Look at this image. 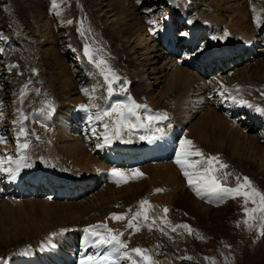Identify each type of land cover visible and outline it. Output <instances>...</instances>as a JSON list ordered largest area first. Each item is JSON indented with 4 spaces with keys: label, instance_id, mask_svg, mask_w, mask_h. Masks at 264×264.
Here are the masks:
<instances>
[{
    "label": "bare ground",
    "instance_id": "obj_1",
    "mask_svg": "<svg viewBox=\"0 0 264 264\" xmlns=\"http://www.w3.org/2000/svg\"><path fill=\"white\" fill-rule=\"evenodd\" d=\"M101 1V6L104 8V0ZM167 1L168 0H165L166 3ZM169 1L170 4L167 3L169 9L163 12L161 11L159 17H157L158 14L155 13L153 15H146V17L143 16L138 9L139 3L137 0H110L109 4H106L110 10L107 9L105 11H116V15H118L116 20L118 23L114 25L117 26L128 24V18L133 16L132 12L135 13L134 18H137V21H134L135 23L133 22L131 25L116 31L118 36L121 34V36L123 35V38L126 39L125 47L127 53H129L128 57L133 61L132 71L130 69L129 73L137 71V78L139 79L137 84L139 85L140 92L138 94L130 92V94L136 102L140 99L139 101L141 103L147 105L146 109H141L143 116L145 115L144 112L152 115L167 114L168 120L153 125V130L155 127H161L166 134L162 138L150 143L148 140L141 141L140 136L143 134V131L141 130L140 132L138 129H135L130 135L125 133L121 139H113L111 143L103 147L96 146L97 151L95 150L96 152L92 153L93 150H88L85 143L88 142L87 131L82 128L88 124L81 125V122L88 118L89 115V113L86 115L87 112H84L79 107L82 104L89 103V99L82 89H87L91 92L93 87H97V91L94 94L96 98L95 102L100 104L101 107H106L107 104L115 100H126L127 97L113 95L106 104L105 101L101 99V87H99L100 84L98 78L95 77V72L85 68L83 74L86 75L80 76V82L85 80V84L83 83L81 85L77 84L73 78H70L72 73L68 66H61V69L56 67L59 69L58 74H56L58 75L56 84L60 86L61 92L63 93L65 107L62 110H55L51 113L52 115L46 112L47 110H43L42 115L46 116L49 114L50 118H38V123L36 125L31 124V115H29L28 122L23 123L29 134L26 137H20L19 143H22L24 140H30V146L24 153L28 158L26 162L30 164V167L21 168L18 173L21 175L17 176L16 174L14 179L7 173L0 172V176H9V179H12V181L14 180L17 186H20V184L22 186V182L19 178L22 180L27 179L33 186H36L30 188L31 194L35 195L37 191H48L49 194L52 193L55 198L59 197L62 200L51 201L49 200V196L47 197L45 195L47 199L42 202L36 200L35 196L30 197L29 200L31 201L27 204H29L31 209L28 210L27 214H21L13 209L16 208L20 210L24 202L18 198L16 199L15 197L4 194L0 184V201L2 200L0 206L4 210V212L0 213V242L4 240L7 241L8 236H10L11 239L18 236V234H16L17 230L28 231L24 233L26 237H23L24 241L28 242L31 240V236L35 237V233L40 231L42 234L39 240L36 242L30 241L32 242L30 245L33 246L32 249L40 250V257L36 259L37 264H56L58 261L46 256L44 254L45 250L49 253L58 254L59 258L62 260L68 259L66 264H79V260L81 259L80 255H74L75 258H71L70 255H73L72 252H70L71 250H80L78 252L80 254L83 252V248H85L84 253H87V255L93 251H105L104 249L97 248L88 250L89 248L87 249L85 247L86 233L83 230L89 225L104 223L102 221L109 218V214H125V212H123L124 206H128L127 212L133 211L135 213V209L139 207L136 203V196L141 194H145L146 200L149 202L147 208L150 210H157L163 216L161 225H163L162 229L165 230H167L164 228L165 225L172 224L175 221L182 222V219H180L181 213L185 214L184 220L189 219L190 221L191 219H196L197 221L202 220L204 222L206 220L208 222L212 217L218 219V217L224 216L225 214V216H229L230 222L232 218H234L238 206L236 203L229 202L230 198H225L223 201L207 196L201 198L192 190H186L187 192L185 193L182 191V195L177 196L176 191L180 188L181 183L186 184L187 181L185 180L187 179L181 177L183 173L179 166L175 164L174 160L165 163L164 166L161 167L158 180L150 181L149 174L152 175L153 172L157 171V168H160L158 167L159 164H154L153 161H158L159 156L161 157L160 159L166 157L170 152V148H172V150L176 149L181 139L191 140L193 144L201 150V144L206 142L210 143L214 153L210 154L202 151L205 153L206 157L208 155L218 156L222 162L228 165L227 169H223L221 172L217 173V175H222L223 172L231 174L229 177L233 179L229 178V182L228 180L222 181L226 186H229V183H235L234 179L235 176H237L236 172L242 174V171H239L237 166L233 165V160L237 162V165L239 162H242L243 172L250 169L252 164L258 176L253 186L258 188L261 192H264V146L258 144L254 136H247L241 130L246 128V131L249 132V129L259 123L260 118L264 119V115L256 112L254 108H248L240 103H234L232 100H224L219 95V91L222 90L221 85H223L237 97V101L246 100L254 106L264 107V95H262V93H264V60L260 59V62L259 57L261 56L257 53L255 59L252 57L254 59V65L251 66L249 62V59H251L250 56L254 54L253 44L259 41V38L251 33V29L256 27L253 22L252 8H256L262 22H264V0H197L196 3L184 5L186 7L185 11H180V9L177 8V4H180V2L176 0ZM127 4L133 6L131 10L125 9ZM55 5L56 7H53L55 18L58 20H65L66 22L69 17L68 13L70 9L64 4L61 5V2H56ZM102 7L101 9L104 11L105 9ZM118 7L123 10L119 12ZM154 7L157 8V6ZM163 7H165V5ZM173 14L179 15L180 22L187 21L188 24L187 26L184 25L182 28L183 32L181 31V39H179V37L175 38L174 36ZM150 20L155 21V23L149 24L148 21ZM176 22L177 18L175 19V23ZM182 24L184 23L182 22ZM155 26H159L162 29H158V33H155L153 31ZM176 30H178V28H176ZM261 30V34L264 35V26H262ZM225 31L229 33L227 37H224ZM4 34L5 33H2L0 28V59H2L0 63L7 61L6 64H9L11 61H9L8 54L5 53L4 47V45L8 43V39L6 34ZM213 37H224L223 40L225 41V45L223 48H220L221 51H219V53L215 52V49L219 47L214 44ZM158 40L159 42H164V50L160 46L158 47ZM197 41H199L198 48L194 49L193 46L197 44ZM260 42L263 41L261 40ZM74 47L72 41L67 45V49H75ZM158 49L160 51H158ZM255 50L257 52H261L260 50L263 51L264 44L263 48H255ZM182 51H184L183 56L181 58L177 57V54ZM48 60L51 61V59ZM243 62L245 63V67L240 73V76L237 74V76L235 75L236 77L229 78L231 72L229 74L224 72L232 63L239 65V63L241 64ZM235 65H233V67ZM16 68L17 67H11V71H8L6 77L12 86L18 82V76L14 73ZM251 68L254 71L249 72ZM216 71H218V73L211 77V73H215ZM59 86L57 88H59ZM237 88H239L238 92L236 91ZM17 92H20V90L17 89ZM13 95H15L16 99L15 91ZM72 96H74L73 99L71 98ZM1 104L2 102L0 105ZM223 105L227 112L221 110ZM11 106L14 120H12L10 126L12 134L14 135L15 142H13L16 144L15 148L17 149L18 141L16 133L19 131L20 125L14 123V121L18 119L21 111L25 113L27 104L23 106L21 101L17 102V100H15ZM90 112L95 115L96 109H90ZM138 114L140 115L139 111ZM192 114H194V124L191 125L192 121L189 116ZM83 115H85V117H83ZM247 117L250 118L251 121L248 119L244 123L242 119H246ZM182 120L187 121L186 123H189V125L186 126V123H180ZM2 122L3 120L1 121L0 119V126L3 124ZM48 122L52 124L50 127L52 133L45 138V144L35 139L37 133L40 131L41 133L43 132L42 135L48 133L49 130L42 127L40 128V124H43L46 128ZM92 122L93 126L97 125L95 129L100 130L97 134L104 131L103 121L94 120ZM246 123L247 125H245ZM260 124L263 125L264 123L260 122ZM90 128L88 130H90L89 136L91 137L93 134L91 131L92 128ZM145 134L149 135V131H146ZM39 137L41 136L39 135ZM127 140H131V142L126 143L125 141ZM102 143L103 138L99 144ZM225 149L227 151L229 150V158H231L229 163L223 158L225 156L223 155ZM19 155H21V152L17 153L15 159H17ZM149 158H151L153 165L150 164L148 167L139 166L137 169L144 170L142 171V173H144V178L139 180L135 179L133 182L140 185L141 180L147 181L145 188H143L142 185L138 187L140 190H136L131 188L132 186L128 183V186L125 188L126 190L124 192H119L121 187L113 188V186H109V183H116L109 175V171L112 168L118 167V164L113 166L109 164V160L113 159L116 160V162H121L125 167V165H134L140 163V161L144 163L145 160L149 161ZM0 159H4V157L0 155ZM190 159L196 160L199 159V157H190ZM3 166L8 167L9 165L5 163ZM128 171L129 170H125L124 172L127 173ZM44 172L49 177L46 187L42 186L45 178L43 176ZM91 174H98L101 176V186H98L96 182L93 184L91 182L86 183L81 179ZM62 176L71 179H64ZM91 185H93V188H90ZM53 187H55V189ZM99 187H102L100 188V194L93 193ZM156 189H162V193L156 194L158 193ZM90 190H92V192L80 201L72 200L70 202H64V198L69 200L71 196L72 199H76L78 197H74V194L76 195L77 193V196L79 194L83 195L87 194ZM24 199L25 198L22 200ZM233 201H239V209L242 208V197H237ZM82 202H85V205H82ZM132 206L136 207L133 209ZM165 208L169 210L166 214V218L164 213ZM221 209L225 210L221 212ZM35 210L41 211V213H44V215L46 214L47 217L52 216L55 218H51L53 220L51 224L49 220L30 224V220L25 219L27 218L26 216L38 217L43 215L37 213ZM23 212L26 213V211ZM7 214L13 216L15 224L5 216ZM24 215V220L18 219ZM239 216L242 215L239 214ZM58 217L62 218V220L58 219ZM111 220L107 219L108 222L104 224H107L109 228L119 233L121 229H123L122 224L120 225L121 221ZM222 220H224V218ZM10 222L15 225L13 228H9V226L3 227L4 224L9 225ZM256 223L257 225L259 224L258 221H256ZM141 224L143 225L142 222ZM189 226L191 227V225ZM143 227H140V229L143 230ZM195 227H197V225ZM195 227L193 229H195ZM244 228L248 227L244 226L243 229ZM78 229L82 230L81 232L83 233L81 234L80 232V234H77L76 238L72 240L68 246L63 248L60 247L64 244L66 237H71V232L73 233V230ZM182 229L183 228H177L176 233H179ZM229 229L232 230L233 227H229ZM259 229L260 227L256 226L253 234L260 231ZM46 233H49L50 238L45 236L47 235ZM52 235L59 236L58 238H53ZM179 236H181L180 239L182 240L188 237L184 232L179 234ZM262 239H264V236ZM187 242L189 241L187 240ZM191 242L193 243V241ZM8 243L5 246L6 248L9 246ZM41 244L45 248H35V245ZM25 251L26 250H23L17 256H22L24 261L29 255L34 256L39 253V251H35L36 253H34L33 250H30L23 254ZM262 255L264 256V252ZM15 256L16 255H14V257ZM133 258L136 259L135 257ZM8 261L14 263L15 258L13 260L9 258L6 261L4 258L0 263L6 264ZM258 262H260L258 264H264V257ZM120 264H130V262L121 261ZM157 264H159V262Z\"/></svg>",
    "mask_w": 264,
    "mask_h": 264
},
{
    "label": "rangeland",
    "instance_id": "obj_2",
    "mask_svg": "<svg viewBox=\"0 0 264 264\" xmlns=\"http://www.w3.org/2000/svg\"><path fill=\"white\" fill-rule=\"evenodd\" d=\"M176 1L180 2V4H177V8H179L180 10H184L186 8L184 5H188V3L197 2V0H176ZM56 2H61V5L64 4L65 6L68 7V9H70L68 13L69 17L66 22L65 20H58L55 18V15L53 12V0H0V28L2 30V33H5L8 39V43L4 45V47H5V53L8 54L9 61H11L10 62L11 65L10 63L6 64L7 61H4V63H0V92H1L0 103L2 102L1 105L3 106L2 107L0 105V119L1 121L3 120L2 122L3 124H1L0 126V136L5 137V141H6L4 143H0V147H1L0 155H2L4 158L6 156H12L13 159H15L17 153L21 152L18 149V147L17 149L15 148L16 144L14 143L15 142L14 137H13L14 135L12 134V131H11L12 129L10 126L12 124V120H14V117L12 115L13 111H12L11 105L13 104V101L15 100H17V102L21 101V95H20L21 92H17V89L21 90L25 85H27L25 89V98L23 102L21 103L23 104V106H26L27 104L25 108L26 111L24 114L28 117V119L23 121V123H27L29 120V115H31L30 116V119L32 121L31 124L36 125L38 123V118H41V119H44V117L50 118L49 114H51L55 110H62L65 107V100L63 99V93L61 92L60 86L56 84L57 77H58V75L56 74H58V71H59V69L56 67H59L61 69V66H68L69 70L72 73L70 78H73V80L76 81L77 84H81V85L83 83L85 84V80L80 82V79H81L80 76L86 75L83 73H84V69L87 68L88 70L95 72L96 74L95 77L98 78L99 84L100 85L102 84L103 78L100 75L99 69H96L94 65L90 63L88 59L83 55V46L85 43H88L94 50L100 49L101 51L97 53L96 58L99 59L100 57H103V59L107 61L111 69L115 71V73L118 76L122 78L120 83L114 85V89H115L114 94H113L114 96H119V97L126 96L127 97L128 95H131L130 92L132 93L135 92L137 94L140 92L139 85L137 84L139 82V79L137 78V71L129 73V70L132 68L133 61L131 60L130 57H128L129 53H127V49L125 47L126 39L123 38V35L121 36L120 34L118 36L116 33L118 29L125 28L126 26L131 25L134 21L135 22L137 21V18H134L135 13L132 12L133 16L128 18L129 20V23L127 22L128 24L117 26V25H114L115 23H118L116 20V18L118 17V15H116V11L113 10L112 12H109V11L105 12L107 9L110 10V8L107 7L110 0H104V3H105L104 8L101 6L102 4L101 0H55V4ZM141 2L142 0L139 1V4ZM151 2H152V6H157L156 8L157 12L155 13V14H158L157 17L161 15V11L163 12L164 10L169 9V5L165 2V0H157V1L148 0V3H151ZM164 5L165 7H163ZM101 7L105 10L103 11ZM132 7L133 6L131 4H127L125 6V9L131 10ZM118 10L119 12H121V10L123 9L118 7ZM133 11H134V8H133ZM68 21H72V23H68ZM182 22L184 24H182ZM184 25L185 26L188 25L187 21L180 22V17L177 18V22L174 25L175 38L179 37V39H181L182 32H183L182 28L184 27ZM178 26H180V28L176 30ZM261 28H258L256 26L255 28L251 29V33L255 35L257 33L261 34L262 33ZM81 31H83L84 33L83 35H81ZM178 32L180 35L177 34ZM70 41L74 43L75 49H67V45L69 44ZM198 43L199 41H197V44L193 46L194 49L198 48ZM254 44H253L254 54L250 56L251 59H249L251 66L254 65L253 64L254 59L256 58L255 48H263V45H261L260 41H258L255 44V46ZM160 45L165 47L164 42H160ZM158 51L160 50L158 49ZM260 51L261 52H258V54L261 56L259 57V60L260 59L264 60V50L263 51L260 50ZM183 53L184 51L179 52L177 54V57L181 58L183 56ZM252 57H254V59ZM48 59H51V61ZM9 65L10 66L13 65L14 67H17L14 73H16L18 76L17 77L18 82L14 84L13 86L8 82V78H6L8 71H11L8 68ZM233 65L235 64L232 63L230 67H227L228 69L224 71L226 74H229L231 72V75H229V78H234L237 76V74L238 76H240V73L245 67L244 62L241 64L239 63V65H235V67H233ZM252 71L254 70L251 68L249 72H252ZM216 74L217 72L216 73L212 72L211 77L215 76ZM64 78H67V77H64ZM124 79H126L129 82L128 84L123 85L124 87L128 89L126 93H122L120 91V87ZM58 86L59 88H57ZM37 89H39V94H37ZM14 91L16 92V99H15V95H13ZM100 93H101V97H107V92H106L105 87H101ZM71 98L73 99L74 96H72ZM109 98L107 99V102L109 101ZM139 100L137 101L138 104L146 105L144 103H141ZM48 105H51V107H49ZM221 108H220L221 110L227 112V110H225L224 105ZM141 109L138 110L140 113L141 120L142 119L145 120V117L152 115L150 113L144 112L145 115L143 116ZM43 110L45 111L47 110L46 112H48L49 114H47L46 116H43L42 115ZM191 113H188V114H191ZM87 114L88 112L86 113V115ZM193 115L194 114L189 116L190 120L192 121L191 125L194 124ZM83 117H85V115H83ZM105 119L107 120V118ZM248 119L250 120V118L248 117L242 120H244V123H245V121H247ZM186 122L187 121H183V120L180 121V123H183V124H185ZM260 122L264 123V119L260 118L259 123L257 125H254L251 128L252 130L249 129L250 130L249 132L246 131V128L241 129V130L247 136L249 135L254 136L256 141H258V144H261L264 146V126H263L264 124L261 125ZM247 123L245 125H247ZM48 124L46 125L47 126L46 128L43 124H40V128L42 127L49 131L45 135H42L43 132L41 133V131L38 132L35 140L42 141L46 144L45 138L50 136V134L52 133L50 129L52 124H49V125ZM84 124H88L83 127L81 126L87 131V141L88 142H85L87 149L93 150L92 153H95L97 151L96 146L97 144H99V142H101L102 136L100 137V139H97V136L99 134L91 135L90 137L89 136L90 130L88 129L91 126H93V122L91 124V122L88 121V118H86L81 122V125H84ZM188 125L189 123H186V126ZM93 127L96 128L97 125ZM138 130L140 132L141 130L143 131V134H142L143 136L146 135L145 129L138 128ZM99 131L100 130L97 129L96 133H98ZM39 135L41 137H39ZM24 141H22V143ZM27 141L30 143V140H27ZM141 141H144V140H141ZM201 145H202V150L204 152L210 153V154L214 153L213 149L210 146V143L206 142ZM211 149L213 152L211 151ZM228 151L225 149L223 153V155H225L223 158L225 159L227 163L231 161V158H229L230 156H229ZM160 158L161 157L159 156L158 161L157 160L153 161L154 164H159L158 167L160 168H157L156 169L157 171L154 170L155 172H153L152 175L149 174L150 181L158 180L160 176L159 173H161L160 172L161 167L164 166L165 163L172 162L173 160H175V149L172 150V148H170L169 154L162 159ZM153 163H152L151 158H149V161L145 160L144 163H141L140 161V163H137L134 165L131 164L129 166L125 165L124 167L123 166L124 164H121V162H116V160H113V159L109 160V164H111L112 166L118 164L117 168L122 169L123 171L137 169L139 166L148 167L150 164L153 165ZM233 165L234 166L236 165L237 169L239 171H242V174H238L239 172H236L237 176L241 177V182H242L243 176H247L252 181L253 185L255 184V180L258 179V176L255 171V167H253L252 164H251L250 169H248L246 172H243L244 169L242 167V162H239L237 165V162L233 160ZM142 171L144 170H140V172ZM129 172L130 171H128L126 174L131 176L132 173L131 172L129 173ZM20 175L21 174H17V176H20ZM237 176H235V179H234L235 183L234 184L229 183V187H235ZM1 177H3V175L0 176V180L2 179V181L7 185V187L10 190H12L10 193V196L14 195L13 185H12L11 179H9V176H5L3 178ZM181 177L185 178L184 175H181ZM63 178L71 179V178H65V177ZM142 178H144V175L137 178L136 180H139ZM229 178L233 179L232 177H228L227 179L228 182H229ZM81 179L85 181L86 183L91 182L93 184L96 182L98 183V186L102 185V178L98 174L87 175L86 177L81 178ZM134 180L135 179H129L127 183H121L119 185L113 182V183H109V186H113V188L121 187L119 192L121 191L124 192L126 190L125 189L126 186H128V183H130V185L132 186L131 188L136 189V190H140L138 189V187H141L142 185H143V188H145V186L147 185V181L141 180V184L138 185V184L133 183ZM28 186H29V182L27 180V182H25V185H24V187H26L24 188V190H26ZM90 188H93V185H91ZM100 188L102 187H99L93 193L100 194L101 192ZM179 189L176 191L177 196L182 195V191L185 193L187 191L192 190L188 186V182H186V184L181 183ZM92 190H90L87 194L80 195L76 199H72V198H70L69 200L65 199L64 202L65 201L70 202L72 200L80 201L81 199L87 197L89 193L92 192ZM159 193H162V192L160 191L156 194H159ZM44 195H46L47 197L48 196L52 197L51 194L48 195L47 193H44ZM46 196L37 195L35 198L36 200L43 202L45 199H47ZM74 197H77V193L76 195L74 194ZM15 198L17 199L18 196ZM136 198H137L136 203L139 205V207L135 209V211L137 212L141 210L139 202L141 200H146V196L145 194H141V195L136 196ZM29 199L30 197H25L24 200L20 199L21 201L24 202V204L22 205L23 207L20 210L16 208H14L13 210L15 211L17 210L21 214H27L28 210L31 209L29 204H27L29 201H31ZM235 199H232V198L229 199V202L238 204L236 213L234 214V218H232L230 222H229V216L227 217L225 216V214L224 216L218 217L219 220L216 219L215 217H212L208 220V222L207 220L204 222L202 220L197 221L196 219H191L190 221L189 219L184 220L185 214L181 213L182 215L180 214V219H182L181 220L182 222L175 221L172 224L165 225L164 228L167 229L165 230V229H162L163 225L161 224H162L163 216L160 214V212H158L157 210L148 209L149 219L145 221L141 217L138 219V221H136L139 229L140 227L144 226L143 227L144 229L143 230L140 229L139 232H136L134 229L127 228V221L128 219H131L134 212L133 211L127 212L128 206L123 205L124 206L123 212H125L126 214V219H125V222L121 221L120 223V225L122 224V227H123V229H121L120 231V232H123V236L121 237V239L128 244V250H131L132 248H136V247L148 249L149 250L148 254L152 256L153 260L156 261V264L158 262L159 264H258L260 263L258 261H260L264 257L262 255V253L264 252V242H263L264 239H262V237L264 236V229H261L260 227L259 229L260 231H257V233H255L256 235L253 234L255 227L253 228L252 231H249L248 228L243 229V227L246 226L245 224H243V221L247 218L245 216L244 211H242V208L244 205H242V208L239 209L240 202L233 201ZM55 200H62V199L57 197L55 198ZM1 203H2V200L0 201V204ZM82 205H85V202H82ZM247 206L254 207V205H252L251 203H249ZM135 207L136 206H132L133 209ZM223 210L221 209V212ZM23 211H26V213ZM35 211L39 214L44 215V213H41V211H37V210ZM2 212H4V210L0 206V213ZM239 214L242 216H239ZM43 215L38 216V217L28 215L26 216L27 218H25V215H24L18 219L19 220H24V218L29 219L30 224L40 223L43 221L46 222L47 220H49L51 224V221H53L51 218H55L52 216L47 217L46 214L44 216ZM5 216L8 219L12 220V222L15 224V219L13 218L12 215L10 216V214L9 215L7 214ZM108 217L109 218L107 219L111 220L110 218L111 214H109ZM223 218L224 220H222ZM58 219L62 220V218H59V217ZM107 219L103 220L102 222L104 223L108 222ZM154 219L156 220H155V223L153 224L152 221ZM192 221L194 224L192 223ZM12 222H10L9 225L4 224L3 227L9 226V228H13L15 225H13ZM141 222L143 223V225L141 224ZM183 222L187 225H191L192 229L197 225V227L193 229L192 234H189L185 229H182V231H180L179 233H176L177 231L173 232L171 230V227L184 224ZM250 222L253 223L254 225H257L256 221H250ZM238 223L240 225L239 227L237 226ZM36 226H39V225H36ZM150 226H151V230H149ZM229 227H233V229L230 230ZM81 231L82 230L80 229L73 230V233L71 232L72 236L66 237L64 244L61 245L60 247L63 248L65 246H68L69 243L72 240H74L77 234H80ZM26 232L28 231L27 230L25 231L17 230L16 234H18V236H16L13 239H11L10 236H8L7 241L4 240L0 242V262L2 259L4 260V258H5V261L8 260L9 258L10 260H13L15 258L14 263H12L11 261H8L6 264H18V263L24 264L25 262H26L25 264H37L36 259L40 257V250H34L32 249L33 246H30V245L32 242L38 241L42 233L40 231L36 232L35 237L34 236L30 237L31 239L30 241L32 242L30 241L27 242V241H24V238H23V237H26V234H24ZM183 232L188 235L187 239L186 238L183 240L180 239L181 236H179V234ZM82 233L83 232H81V234ZM119 233H117V231L115 230L113 232V234H119ZM46 234L47 235L45 236L49 237V233H46ZM52 236L53 238H58L59 235L58 236L52 235ZM187 240L189 242H187ZM191 241H193V243ZM7 243L9 245L8 248L5 247ZM40 247H44V246L42 244L35 245V248L40 249ZM88 248H87L88 250L94 249V247H88ZM23 250H26L23 254H25L26 252L30 250H33L34 253H36L35 251H39V253L34 256L29 255L27 259L24 261L22 256L17 257L19 253H21ZM84 250L85 248H83L82 250L83 252L80 254L78 253L80 250L74 249V252L73 250H71L70 252H72L73 254V255H70L71 258L72 257L75 258L74 255H78V256L80 255L81 257V254H87V253H84ZM96 252H103V251L102 250L93 251L89 253L88 255L95 254ZM44 254L53 260L63 261L61 258H59L58 254H55L52 252L49 253L46 250ZM14 255L16 256L14 257ZM133 257H135L134 254H133ZM186 257H191V259H186ZM135 258L137 259V257Z\"/></svg>",
    "mask_w": 264,
    "mask_h": 264
},
{
    "label": "snow or ice",
    "instance_id": "obj_3",
    "mask_svg": "<svg viewBox=\"0 0 264 264\" xmlns=\"http://www.w3.org/2000/svg\"><path fill=\"white\" fill-rule=\"evenodd\" d=\"M139 3V0H137ZM53 7H56L55 0H53ZM253 12V22L257 27L264 26L259 13L256 8H252ZM72 23V21H68ZM149 24H154L155 21H148ZM81 31V35H83ZM229 33L225 31L224 37H227ZM224 37H220L223 39ZM217 39V37H213ZM101 51L100 49H93L88 43H85L83 46V55L88 59L90 63L94 65L96 69H99L100 75L103 78V84L99 87H105L107 92V97H101L107 104V99L112 97L114 94V85L121 82V77L118 76L115 71L111 69L107 61L100 57L97 59V53ZM9 66V70H11ZM129 82L124 79L120 91L126 93L128 89L123 85L128 84ZM25 85L21 90V102L25 98ZM221 91L219 95L224 100H232L234 103H240L248 108H254V110L261 115H264V107L254 106L246 100L237 101V97L233 95L228 88L221 85ZM84 94L88 97L89 103L80 105V109L88 112V121H103L104 131L97 136V139H100L102 136L103 143L97 144V147H103L112 142L113 139H121L125 133L129 135L138 128L145 129L149 131V135L140 136L141 140H148V142H154L162 138L166 133L161 127H155L153 130V125L157 122L168 120L166 113L149 115L145 120H141L138 110L141 108H147V105L138 104L135 99L128 95L126 100H115L110 104H107L106 107H101L100 104L96 103L94 94L97 91V87H93L91 92L87 89H82ZM239 91V88L236 89ZM37 94H39V89H37ZM264 95V93H262ZM51 107V105H48ZM90 109H96L95 115L93 116L90 112ZM107 118V120L105 119ZM28 117L21 111L20 116L14 123L20 125L19 131L16 133V138L18 141V149L21 151V155L17 159H13L12 156H6L4 159H0V172L7 173L11 178H15L16 174L19 173L21 168L30 167L28 164L27 156L25 151L29 148L30 144L27 140L23 143H19L20 137H26L29 133L26 131L23 121L27 120ZM93 135H97L95 127L91 129ZM5 137L0 136V143H4ZM130 143L131 140L125 141ZM190 157H199V159L192 160ZM175 164L179 166L184 177L187 179L188 186L195 192L198 197H214L219 201H223L225 198L235 199L237 197L243 198V211L247 217L243 224H245L249 231H252L254 227L259 226L264 229V192H261L258 188L253 186L252 181L244 176L242 178L236 177L235 187L226 186L222 181H227L228 177L231 175L228 172H223L222 175H217L223 169H227L228 165L220 160L218 156L208 155L205 156V153L197 148L191 140L181 139L177 148L175 149ZM7 163L9 166L4 167L3 165ZM14 166V167H13ZM202 166V167H201ZM132 175L129 176L122 169L112 168L109 171V175L115 180L117 185L121 183H127L129 179H137L144 174L140 172L139 169L129 170ZM157 192L162 191V189H156ZM140 211L135 212L131 219L127 221V228L134 229L136 232H139L140 229L137 226L136 221L139 218H143L145 221L149 219L148 208L146 205L149 204L147 200H141L140 202ZM251 203L254 207H247ZM169 210L164 209L165 218ZM259 214V215H257ZM115 221H124L126 219V214H116L113 213L110 217ZM250 221H258V225L250 223ZM155 223V220L152 221ZM239 227V223L237 224ZM177 228L185 229L189 234H192L193 229L187 224L176 225L172 227V231L175 232ZM151 230V226L149 227ZM86 233L85 237V247H94L97 249H104L103 252H97L95 254L87 255L81 254V259L79 264H120L121 261H129L130 264H156V261L153 260L152 256L149 255V250L136 247L128 250V244L124 242L121 237L123 232L119 234H113L114 230L109 228L107 224L101 223L97 225H89L83 230ZM133 254L137 259L133 258ZM186 259H191V257H186Z\"/></svg>",
    "mask_w": 264,
    "mask_h": 264
}]
</instances>
